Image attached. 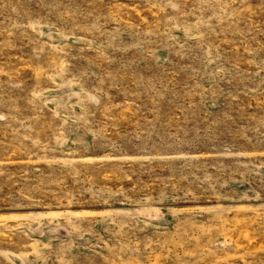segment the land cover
Listing matches in <instances>:
<instances>
[{
    "label": "rangeland",
    "instance_id": "obj_1",
    "mask_svg": "<svg viewBox=\"0 0 264 264\" xmlns=\"http://www.w3.org/2000/svg\"><path fill=\"white\" fill-rule=\"evenodd\" d=\"M0 264H264V0H0Z\"/></svg>",
    "mask_w": 264,
    "mask_h": 264
}]
</instances>
